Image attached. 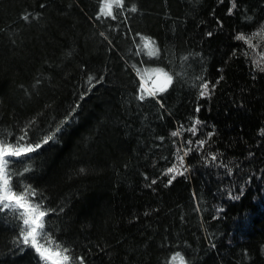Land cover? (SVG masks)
<instances>
[{"label":"trees","instance_id":"obj_1","mask_svg":"<svg viewBox=\"0 0 264 264\" xmlns=\"http://www.w3.org/2000/svg\"><path fill=\"white\" fill-rule=\"evenodd\" d=\"M102 2L0 0V141L27 128L35 144L70 116L11 158L15 190H35L45 231L85 264H264V0L231 15L229 0H125L115 20ZM157 68L172 84L139 100ZM22 227L0 213V264H44Z\"/></svg>","mask_w":264,"mask_h":264},{"label":"snow or ice","instance_id":"obj_2","mask_svg":"<svg viewBox=\"0 0 264 264\" xmlns=\"http://www.w3.org/2000/svg\"><path fill=\"white\" fill-rule=\"evenodd\" d=\"M230 7L228 8V14L231 15L233 10L236 9L237 3L236 0H229ZM220 3H223V0H220ZM40 8H44L45 4L41 3ZM114 8L123 10L125 8V0H103L100 9L99 16L100 17H110L115 20L117 18V14L114 13ZM131 12H136L137 8L135 5L131 6L129 9ZM29 15L26 14L22 16V19L25 22L29 21ZM264 28V26H262ZM103 36L104 33H101ZM139 35V34H137ZM211 36L212 33L209 32L207 34ZM107 39V37H105ZM235 39L245 41V43H249L246 37L241 33L238 34ZM140 40L143 45V49H149L150 46L153 50L149 51L147 54L149 56H158L159 49L155 48V41L149 37L140 36ZM251 46V45H250ZM187 59V57H185ZM259 71L264 72V67H259L257 64ZM137 75H141V70L136 69ZM155 75L162 78V82L160 86L154 91L145 92L143 88V84L140 87V95L138 99L143 101L146 97L155 98L157 93H163L167 91L168 86H170L173 82V75H171L168 71L163 68H157L152 70ZM93 78L89 77V81ZM202 79V78H201ZM223 79V76L219 78ZM40 81L37 80V84ZM219 83V80L217 81ZM215 85H212L211 89L209 87L208 82H204L202 84V91L200 95L206 96L210 95L211 91L214 90ZM199 111V108H197ZM70 119L66 117L65 121H62L59 125H57L54 131H51L49 134H46L40 142L35 144L32 143H22L28 139V131L27 128L22 129V134L17 138V142L15 144H10L5 141H0V213L5 211L13 213L18 217L20 221H22L23 227L20 229V240L24 245H29L38 255L41 261H44V264H85V259L83 256L74 257L71 254V250L58 243L53 239V237L45 231V217L49 214L48 209H44L43 205L39 202H35L32 198L37 194L34 189L31 188L30 185L25 186L23 191H16L13 185V173L10 171V164L13 163L11 158H22L29 157L30 154L36 153L40 150L44 145H47L50 141H55L56 134L61 131L63 124L66 123ZM201 121L196 120L195 124L192 128L189 129L190 132L195 134L198 131L196 127L199 125ZM30 127V125H29ZM264 132V130H262ZM179 133L177 131L172 132V136H177ZM212 133H209L211 136ZM191 144V141H188ZM200 147H203L206 143L205 140H199L197 142ZM179 151V150H178ZM191 151V148L188 149ZM188 151H185L183 155L178 156V164H173L172 167H169L165 173V175H169L168 184H171L178 175H183L184 172L180 169L184 167V156L188 154ZM211 159L213 161L216 160V156L212 155ZM25 172L29 171L28 168L24 169ZM84 169H81L83 172ZM157 181L152 180V184H155ZM147 215V213H145ZM179 258L180 264H184V257L181 256L180 253H176L171 257V261L175 262Z\"/></svg>","mask_w":264,"mask_h":264},{"label":"rangeland","instance_id":"obj_3","mask_svg":"<svg viewBox=\"0 0 264 264\" xmlns=\"http://www.w3.org/2000/svg\"><path fill=\"white\" fill-rule=\"evenodd\" d=\"M150 77L152 78L150 81L151 86H150V88H146V90L147 91H154L155 89H157L160 86V84L162 82V78L156 76L155 74L153 77L152 76H150Z\"/></svg>","mask_w":264,"mask_h":264}]
</instances>
